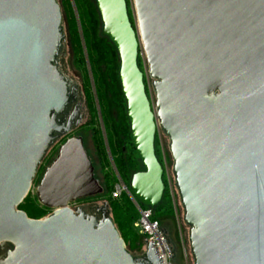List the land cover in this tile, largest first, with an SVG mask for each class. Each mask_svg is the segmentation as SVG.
I'll return each instance as SVG.
<instances>
[{
	"label": "water",
	"instance_id": "95a60500",
	"mask_svg": "<svg viewBox=\"0 0 264 264\" xmlns=\"http://www.w3.org/2000/svg\"><path fill=\"white\" fill-rule=\"evenodd\" d=\"M131 1L134 27L125 0L95 1L143 168L123 184L130 199L149 209L161 201L160 128L194 264H264V0ZM60 24L56 0H0V242L16 246L8 264H160L150 243L143 263L128 254L108 211L96 220L68 208L104 192L80 138L59 147L35 187L51 215L34 220L17 209L47 150L46 117L66 103L51 66ZM140 46L155 105L137 65Z\"/></svg>",
	"mask_w": 264,
	"mask_h": 264
},
{
	"label": "trees",
	"instance_id": "16d2710c",
	"mask_svg": "<svg viewBox=\"0 0 264 264\" xmlns=\"http://www.w3.org/2000/svg\"><path fill=\"white\" fill-rule=\"evenodd\" d=\"M95 1L72 0L76 16L69 0H62V6L67 19L66 24L69 35L73 38V43L76 47V61L84 68L85 59L81 50L82 38L113 166L119 178L128 187L133 174L143 171V168L142 170L139 169L138 164L140 162L131 145L129 124L126 118V104L118 79V55L111 42L101 35L102 24ZM139 60L137 58V65L139 70H141L142 65ZM89 106L92 107L91 104ZM92 142L96 151L100 152L102 149L105 152L101 135L99 139H94ZM164 178L163 175V184H165ZM116 182L117 177L112 172L104 177L106 194L103 198L107 204L110 220L122 239L125 250L128 254H130V251L138 252L142 247L139 238L142 239V237L133 226L139 217L138 211H136L134 204L127 194L122 193L117 199L111 197L114 189L113 186ZM165 190L166 188H164L160 203L151 210V220L158 222L160 228H162L159 222L160 219H167L173 216L169 192L168 189L166 192ZM164 192L166 197L164 196ZM38 205H35L33 201L27 200L25 197L17 209L25 213L27 218L36 220L46 211V208ZM139 207L145 209L143 206ZM162 232L172 250L173 263L176 264L174 249L165 231L162 230Z\"/></svg>",
	"mask_w": 264,
	"mask_h": 264
},
{
	"label": "rangeland",
	"instance_id": "374dc122",
	"mask_svg": "<svg viewBox=\"0 0 264 264\" xmlns=\"http://www.w3.org/2000/svg\"><path fill=\"white\" fill-rule=\"evenodd\" d=\"M69 1L71 3L74 15L76 16V10L73 5V2L72 0H69ZM125 2H126L128 19L132 27H134L135 22H136V16H135L134 7L132 5V1L125 0ZM56 3L59 6V10L61 14L60 35L61 34H63V36L65 35V37L68 40L67 41L68 59L65 60L63 68L66 72H68V79L71 82L76 83L77 85L82 84V83L84 84L85 92L88 95L87 97L88 107L87 109L86 108L82 109V112L85 113L87 120H89L88 124L83 126V128L80 131H77L74 134L78 136L80 135L82 137L84 149L93 166L94 178L98 181V183L104 189V192L101 195V197L97 196L93 198L75 201L73 203H70L68 205V208L71 211L75 212L77 208H81V209L84 208L85 211H89V209H91L92 207L94 208V206H98V207L100 206L101 208L103 207L107 212L108 211L107 204L105 203L104 198H103V196H105L106 194L105 185H104V177L106 175H109L112 172L117 177V182L114 184L113 187H115L119 183H122V184L124 183L119 178L113 166V160H112L109 147L106 141L102 119L99 114V108H98L95 93H94L93 81H92V77L89 71L88 62L86 58V52H85L82 38H81V50L83 52V56L85 59L84 68L81 64L79 65V62L76 61V58H77L75 54L76 47H75V44L73 43V38H71L68 32V29H67V24H66L67 19L64 14L62 0H56ZM79 33H80V30H79ZM138 59H140L139 61L141 62V65H142V69L140 71L142 73L146 72V75H147V77L144 78L146 95L151 100L152 104L155 105L156 97H155V92L153 88V83L155 82V80L152 79L148 74L147 61H146V57L143 51V47L141 46H140V54H138ZM89 104H91L92 107H90ZM87 110H88V113H90L89 114L90 116L88 115ZM100 135L102 136L105 152H103L102 149L100 152H98L93 147L92 140L99 139ZM57 148H58L57 146H54L53 148H49V150L45 152V154L43 155L42 159L40 160L39 164L36 167L34 178L31 181V186L26 196V199L33 201L35 205H38L36 198H35V192H34L35 187L38 185L44 169L52 162L53 158L55 157ZM154 153H155V156L158 162L163 168V175L165 177L164 178L165 179L164 188H166V190L168 189L169 197L171 199L172 209H173L172 217H169L167 219L163 218L159 220V222L162 225L161 229L165 231V234L168 237V240L170 241L174 249L175 263L176 264H194V257L192 254L191 243H190V233H191L192 227L185 221L184 208L180 200L179 192L176 188L175 177L173 173L174 160L172 157V152H171V147H170V139L160 128H158V131L156 132V135L154 138ZM138 167L140 170H142V167L140 164H138ZM165 192H164V196L166 197ZM162 203H163V200H162ZM133 204L135 206V203ZM136 211H138L137 208H136ZM51 213H52L51 211L46 209V211L43 213V215L39 219L46 218L50 216ZM107 216H109V212ZM139 240L142 244L141 250L138 252L130 251L131 256L143 254V246H144L143 239L139 238Z\"/></svg>",
	"mask_w": 264,
	"mask_h": 264
},
{
	"label": "flooded vegetation",
	"instance_id": "af4514ba",
	"mask_svg": "<svg viewBox=\"0 0 264 264\" xmlns=\"http://www.w3.org/2000/svg\"><path fill=\"white\" fill-rule=\"evenodd\" d=\"M67 38L63 34L60 35V41L56 48L53 61L51 66L54 69L55 73L59 76L61 81L65 84L66 88V103L64 108L59 113L51 112L47 115L46 119L52 129L47 134V150L57 146V151L59 147L69 138L82 137L76 135L77 131H80L83 126L88 124L86 115L82 112V109H87L88 104V95L85 92L84 84L77 85L76 83L71 82L68 79V72L64 70V62L68 59V44ZM85 109V110H86ZM88 113V110H87ZM90 113H88L89 115ZM87 115V116H88ZM90 116V115H89ZM39 140L43 141V137L40 136ZM83 143V140H82ZM84 147V145H83ZM46 150V151H47ZM85 150V149H84ZM86 152V151H85ZM57 153V152H56ZM87 154V153H86ZM56 155V154H55ZM88 156V155H87ZM89 158V157H88ZM90 160V159H89ZM91 162V161H90ZM141 172V171H140ZM134 175V174H133ZM104 190V189H103ZM52 212V210L48 209ZM75 211H79L81 214L94 217L96 220H100L105 216L106 210L102 207L94 206L89 211H85L84 208H77ZM16 251V246L10 241H1L0 242V264H8L13 254ZM132 258L138 262L143 263V254L141 255H132Z\"/></svg>",
	"mask_w": 264,
	"mask_h": 264
},
{
	"label": "built area",
	"instance_id": "2783aa9c",
	"mask_svg": "<svg viewBox=\"0 0 264 264\" xmlns=\"http://www.w3.org/2000/svg\"><path fill=\"white\" fill-rule=\"evenodd\" d=\"M122 193L128 195L125 186L119 183L114 187L111 197L117 199ZM135 206L138 210L139 217L133 226L143 239V250L150 243L151 248L154 249L153 252L157 260L161 259L160 264H174L172 250L166 241L159 223L151 220V209H143L136 204Z\"/></svg>",
	"mask_w": 264,
	"mask_h": 264
}]
</instances>
